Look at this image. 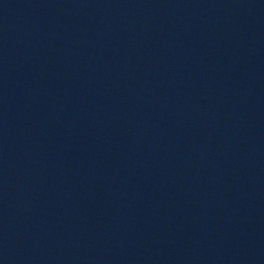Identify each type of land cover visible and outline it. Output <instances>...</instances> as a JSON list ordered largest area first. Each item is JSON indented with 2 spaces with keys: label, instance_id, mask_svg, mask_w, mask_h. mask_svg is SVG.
I'll list each match as a JSON object with an SVG mask.
<instances>
[{
  "label": "water",
  "instance_id": "obj_1",
  "mask_svg": "<svg viewBox=\"0 0 264 264\" xmlns=\"http://www.w3.org/2000/svg\"><path fill=\"white\" fill-rule=\"evenodd\" d=\"M0 264H264V0H0Z\"/></svg>",
  "mask_w": 264,
  "mask_h": 264
}]
</instances>
